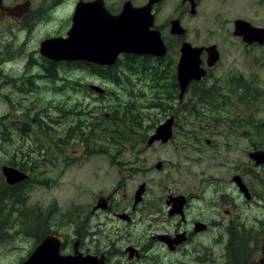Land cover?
<instances>
[{
  "label": "rangeland",
  "instance_id": "obj_1",
  "mask_svg": "<svg viewBox=\"0 0 264 264\" xmlns=\"http://www.w3.org/2000/svg\"><path fill=\"white\" fill-rule=\"evenodd\" d=\"M24 1L26 0H4V4L12 6L15 3H24ZM28 1L32 2V8H38L46 2L52 4L55 0ZM125 1H131L137 7H142L147 3V0H105V4L117 13ZM199 1L200 6L196 16L188 14L184 17L183 25L188 30L187 37L194 45L208 43L219 47L221 61L215 69L217 77L228 79L235 77L236 82L243 77L246 82L254 85L255 97L252 99L245 90H238L239 105L234 103L232 108L236 110L235 115L245 116L247 124L250 122L246 120L251 119V126L240 124L239 135L228 137V128L218 124V127L214 128L215 124L206 120L207 117L200 105H197L201 108L199 114L190 113V101L197 97L200 98L199 93H195L187 99V110L184 114L175 116V134L172 141L165 145L155 144L152 147H148L146 143L137 144L138 141L149 139L153 128L169 118L168 115H172L169 109L141 108L144 114L148 115L150 112L149 119L143 122L147 133L137 130L134 141L126 144L124 150L120 151L117 146L110 145L111 142L105 140L108 132L103 129V126H108L107 115L111 114L109 108L120 104L113 99V92L120 95L119 99H123L122 104L137 101L138 105L147 107L152 97L158 93L152 88V78L149 76L136 77L130 87L126 83L118 85L106 79L102 81L79 71L69 73L61 70L59 73L62 78H73L75 83L81 82L82 86H77L76 90L69 92L70 85L56 87L57 83H52L49 86L51 89L49 92L44 88L29 92L28 86L23 88L22 93L17 87L21 81H16L15 84H5L1 79L4 77L3 73H0L2 75V77L0 75V95L2 96L0 99V166L14 163L19 165H15L18 169H21V164H28L27 167L33 168L32 174L29 175L31 182L23 186V192L20 193L19 198L15 199L16 194L11 198L8 197L10 201L6 209L2 211L5 215L10 214L11 216L9 220L7 217L4 219L8 229H4L3 234L8 235L0 242V264H20L21 259L26 258L34 248L35 237L29 235L32 234V230H35L37 226L40 229L46 227L47 222H49L48 229L53 226H58L59 229L70 226L72 215L85 212L84 208L93 202V198L102 188L111 185L115 188L120 183L123 184L122 175L127 174L126 169H135L138 172V174L132 172L134 176L127 181L130 187L125 193L128 196L127 207L133 204L134 195L131 188L137 191L142 182H147L149 185V193L138 208L140 213H136L134 219L147 218L146 216L150 215L147 210L141 211L144 203L149 207L150 204L157 202V197L162 193L165 196L164 200L171 192H194L198 191L199 183L204 185L209 183L207 192L210 194L213 191L215 200L228 195L238 203L247 204L244 212L236 209L233 214L238 221L248 227L250 236L246 243L249 245V257L256 256V259L264 257V165L256 166L249 155L253 150H264V47L248 46L233 35L235 20L243 19L264 28V0ZM179 5H181V0H162L157 9L158 23L164 24L169 18H177L183 14L182 9L178 11ZM68 12L69 8H66L64 13ZM8 24L9 22L4 17L0 18V53L4 49V43L8 41L13 43L15 38L18 40L11 47L13 51H10V60L6 59L8 63L2 67L8 75L15 78L22 75L20 73L26 68L24 58L19 55L20 43L23 42L25 33L19 32L18 27H11ZM54 26V24L40 25L35 29L33 38L28 42L30 51L39 50L41 40L48 32L57 28ZM174 57L175 54H172L170 58L174 60ZM89 84L103 86L108 93L107 96L101 98L100 95L87 91ZM135 93H141L142 98L130 100L129 96ZM4 95L11 100L13 107L20 101L25 102L24 105L27 106L24 111H18L16 117L12 118V127H9V136H6V141L2 119V115L7 111ZM56 96L59 100L57 105H52L46 100L41 101L44 97L52 99ZM70 96L71 99L68 100ZM187 96L185 97L188 98ZM24 98L30 99L24 100ZM34 98L38 100L37 103H35L37 100H31ZM80 104L91 116L86 114L76 116L75 113ZM49 107H51L50 110H48ZM42 108L44 109L42 116L45 119H43L41 129H37L30 119L31 115L41 112ZM72 108H75L74 113H71ZM208 111L211 109L209 108ZM213 111L217 112V109ZM239 116L234 118L237 119ZM150 119L155 123L149 121ZM241 121L244 120L241 119ZM70 122L74 124L72 130L75 131L73 133L75 139H70L68 143H59L60 138H63V132L72 131L67 126ZM90 123H97L99 128L89 131L87 125ZM149 126H152V129L151 127L148 129ZM21 129L25 130L24 134L20 133ZM91 132L94 135L90 136ZM222 133L227 137H224ZM144 135L145 139H143ZM82 137L84 139L89 137L93 147H101L105 151L87 153ZM39 143L44 146L42 155L35 149ZM114 155L117 159L115 161L123 166H120L119 170L116 165L111 166L110 178L101 172L104 171L103 167L107 166V163L109 165ZM162 162L166 166L164 173H169L168 176L159 174L154 168ZM236 175L240 176L248 186L252 200L247 199L246 201L243 198V194L234 182ZM100 182L102 183L98 184ZM121 192L117 194V202H121L124 196ZM259 200L262 201L260 205L257 204ZM218 203L221 209L219 208L220 210L216 213L222 216L218 215L217 219L229 218L226 213V216L224 215L225 208L221 207L222 203L220 201ZM152 206L161 208L163 216L157 215V218L164 220L167 213L166 205L152 204ZM192 209L193 212L190 213L192 216L200 214L196 206H192ZM0 221L3 222V219L1 218ZM140 229L141 225H138L136 230L140 231ZM238 245L243 246V243H238ZM218 250L220 254H223L220 248ZM262 261L264 264V258ZM218 263L226 264L224 259H220Z\"/></svg>",
  "mask_w": 264,
  "mask_h": 264
},
{
  "label": "flooded vegetation",
  "instance_id": "obj_2",
  "mask_svg": "<svg viewBox=\"0 0 264 264\" xmlns=\"http://www.w3.org/2000/svg\"><path fill=\"white\" fill-rule=\"evenodd\" d=\"M80 1L81 0H55L52 4H47L46 2L38 8H32V2L30 1L31 5L28 12L21 17L9 15L5 8H12L17 5L24 4L23 2L15 3L12 6H6L4 4V0L2 1V3H0V18L4 17L5 20L9 22V26L18 27L17 29L19 30V32L25 33L24 40L20 43L19 47V55L24 58L26 67L25 70L20 73L22 75L14 78V76H11L10 74L8 75L6 73V70L2 68L8 63L6 59L10 58V51H13L11 47L13 46V44L17 43L18 40L15 38L14 40L12 39L14 41L13 43L11 41L4 43V49L0 53V73H3L4 77L1 79L4 80L5 84H15L16 81H21L20 85H18L17 87L23 93V88H26L28 86L29 88L27 90L29 92H33V90H39L42 88H44L45 90L47 89V92H49L51 91V89H49V86L52 83H57L56 87L70 85L71 89H69V92H71V90H76L75 88L77 86H82V84L81 82L75 83L73 78H62L61 73H58L61 70L69 73L79 71L80 73H85L88 75H92L95 78H99L102 81H104V79L110 82L112 81L113 84H117V82H119L120 84V82L126 81L128 79H132L134 81L136 77L139 76V71L142 73L150 71L156 74V77L159 76L161 79H163L164 85L162 86L164 87L163 90L166 91V93H170L171 90H174V95L177 97V106L181 107L182 109L184 107H187V99L191 98V94L199 93L200 98L198 97L199 100L197 99V103L200 105V107L203 108L204 115L207 117L206 120H209L211 124H215V126H213L214 128L217 126V124L219 126L221 125L227 127L229 131L228 137L232 138L235 134L239 135L240 124L251 126V119L246 120L250 122L249 124H247L245 122V116L243 117L235 115L234 113L236 112V110H232V108L234 106V103H237L239 105V94H237L238 90H245L247 92L246 94H248L252 99L255 97L256 93L253 92L254 85L249 82L239 83L238 80H240L241 78L236 82L235 77H230V79L220 78L219 76L217 77L215 69L220 63L221 59L218 61V64L216 66L212 68L208 67L207 49L203 51L200 57L203 61L202 69H204L206 75L198 81L194 80L190 82V85L183 95V99L181 100L179 97L180 85L178 84L177 68L180 62L182 54L181 48L183 47V45L187 43L191 46V48H206L210 46H216L214 44L208 43H205V45H194L191 41H189V38L187 37L188 30L184 27L183 20L184 17L188 14L195 16L197 14L191 13L192 2L190 1L181 0V5H179L178 11L182 9L181 13L183 14H180L177 18H169L164 24L158 23L159 14L157 13V9L161 2L155 4L153 8L152 13L155 15L154 26L155 29L159 30L161 38H163L164 45L167 50V55L165 57H157L153 55L141 56L136 53H122V55L118 57V60L115 64L108 66L99 65L88 61H55L41 55L40 49L42 42L55 38L67 37L68 31H70L69 29H71V27L73 26V16L77 7L76 4H78ZM83 1L89 2L94 0ZM195 1L197 12L200 6V1ZM66 8H69V12L67 14L64 13ZM122 8H120V10L115 13L112 11L111 7H107V9L113 15L119 14ZM173 20H178L180 22V25H182V27L185 29L184 34L176 35L172 33L171 23ZM48 24H54V27L57 28L52 29V31L48 32V34L41 40L40 48L38 51L37 49H33L32 51H30L28 42H30L33 38L32 36L35 29H37V27L40 25L46 26ZM237 39L242 40V38L239 37H237ZM253 45L260 46L256 43H254ZM172 54H175L174 60L170 58ZM139 59H148V66H138L140 64L138 61ZM64 72L62 74H64ZM108 74H110V76H108ZM68 78L70 80H68ZM242 79L244 78L242 77ZM93 86L101 88L103 92L99 93L94 89H91ZM87 91L94 92L96 95H100L101 98H105V96H107L108 94L103 86H98L97 84H89L87 87ZM114 96L115 97L113 99L120 98L119 94H114ZM141 96V93H135L131 94L129 97L135 99ZM185 96H187L188 98H186ZM0 99H2L1 95ZM25 99L27 98H24V100ZM29 99L30 98H28L27 100ZM70 99L71 96L68 98V100ZM31 100L37 99L34 98ZM45 100L49 101L52 105H57V103H59L57 96L53 97L52 99L44 97L41 101ZM195 100L192 99L190 103L194 102ZM5 102V104H7V111L2 115V119L4 120L3 129L5 131V134H7L5 135L4 140H6V136H9V127H12V118L16 117L18 111H24L27 107L24 105L25 102L22 101L17 102L18 105L14 104L13 107L11 100L7 96ZM37 102L38 100L35 101V103ZM134 103H137V101H135ZM82 104H80L79 109L76 110V116H80L83 114L91 116L90 113H87L84 110ZM124 104L126 105V103ZM119 106L121 105L119 104ZM209 108L211 109V111H208ZM50 109L51 107H49L48 110ZM215 109H217V112L213 111ZM52 110L55 111V109ZM43 112L44 109L42 108V111L38 112V114L31 115L30 121L37 127V129H41L43 119H45L42 116ZM74 112L75 108H72L71 113ZM54 116L56 117L57 115ZM168 116L170 117L172 115ZM236 116L239 117L236 119L234 118ZM241 119L244 121H241ZM96 124L97 123H90L87 126L97 127ZM67 126L69 127V130H72L74 124L70 122V124H68ZM159 126L160 125H158L157 127ZM156 128H153V132ZM24 132V129L20 130V133L24 134ZM74 132L75 131L63 132V138H60L59 143L64 144L68 143L70 139H75L73 137ZM222 135L224 137H227L224 133H222ZM82 140L85 143L84 149H86L87 153L95 151L101 153L105 151L101 147H93L89 137H87L86 139L83 138ZM147 142L148 139L144 141H138L137 144L146 143L145 145H147ZM209 142L210 140L208 141V144ZM155 144L165 145L160 142H155L153 145ZM153 145H150V147H152ZM35 149L42 155L44 146L39 143L35 146ZM115 159L116 155H114V157H111L112 161H109V165L107 163V166L103 167L104 171H102L101 173L111 178V166L116 165V167H118V170L120 169V166H123L118 161H115ZM12 164L7 163L6 165L0 166L1 170L6 166L18 169L17 166L19 165ZM21 165V169H18V171L20 170L25 173L28 176L27 180L31 181L29 175L32 174L31 172L33 168L27 167L28 164ZM150 168L152 169V171H154L152 166H150ZM154 168L161 175H169V173H164L166 166L163 162L160 170L156 168V165L154 166ZM125 171L127 172V174L122 175V182L124 181L123 184L120 183L115 188H113V185L102 188L93 198V202L86 208H84L85 212H77L76 214L74 213L72 215V219L70 220L72 222L70 226H67L63 229H59L58 226H53V228H49L48 231H45L44 227L40 229L39 226H37L35 230H32V234L29 235H34L35 244L33 246L34 248L31 251L33 252L36 246L40 245L45 238H47L48 236H53L57 240H61L59 244V251L63 257L69 256L73 259L78 257H91L92 259H94L93 264H219L218 262L220 259H224L226 264L263 263V256L257 259L255 258L256 256L249 257V245L246 243L250 236L248 234V227L243 222L238 221L237 217H235V214H233V211L236 209L244 212L247 204L238 203L235 199H231V197L228 195H223V197H219L217 200H215L213 191H211L210 194L207 192V185L209 183H206L205 185L199 183L198 191H187V193H182L180 191L172 193L170 191L171 194L167 195V199L164 198V200V193L161 192L162 194L157 197V202L152 204L166 205L167 218L164 217V220L162 218H157V215L163 214V211L160 207L155 208L152 206V204H150L148 207L145 203L144 208L141 211L143 212L144 209H146L150 215H147V218L142 217V219L136 220L134 219V216L139 212L138 208H140V205L143 204L145 196L147 195V193H149V185L147 182L141 183L145 184L146 188L145 192L143 193L142 199L137 204H135V193L137 191L135 190V188H131L133 189L132 193L134 196L133 204L130 206V209V207L126 206L128 196L125 195V193L130 188L127 181L134 176L132 172H135L136 174H138V172L135 169H126ZM119 173L122 174L125 172ZM101 176L102 178H105L103 175ZM101 183L102 182L98 184ZM120 191H122L121 193L124 194V196L121 198V202H117V194ZM239 191L240 193H242L241 190ZM243 196V198H245L246 200L244 194ZM177 199L179 201L182 200L181 203H179L180 206L183 205L182 207L174 205L176 204ZM129 200L131 201V199ZM219 201L222 203L221 207L225 208L224 215L226 213L229 218L224 217L217 219L219 214H217L216 211H219L221 209L218 203ZM261 203L262 201H257V204L260 205ZM192 206H196L198 208L200 212L199 215L197 214L192 216L190 214L193 212ZM150 216H152V218ZM219 216L221 217L222 215ZM138 225H141L140 231L136 230ZM2 240L3 239L0 238V242ZM241 242L243 243V246L238 245V243ZM219 248L221 249V251H223V254H220V251L218 250ZM32 252L26 258H22L20 264H24L28 260L27 258L30 257Z\"/></svg>",
  "mask_w": 264,
  "mask_h": 264
},
{
  "label": "water",
  "instance_id": "obj_3",
  "mask_svg": "<svg viewBox=\"0 0 264 264\" xmlns=\"http://www.w3.org/2000/svg\"><path fill=\"white\" fill-rule=\"evenodd\" d=\"M3 0H0L2 3ZM162 0H148L142 7L135 6L131 1L124 2L123 8L118 15H113L107 9L105 0L83 1L76 7L73 18V26L67 33L66 38L50 39L41 44V55L55 61H88L99 65H113L117 62L122 53H136L141 56L153 55L165 57L167 50L158 29H155V15L152 13L155 4ZM192 2L191 13L196 14V1ZM30 1L12 8H5L9 15L21 17L28 12ZM234 35L242 38L247 45L254 43L264 46V28L254 26L245 20H236ZM172 33L181 35L185 29L178 20H173ZM180 62L177 68L178 84L180 85V99L186 92L189 83L200 80L206 75L202 69L203 61L201 54L205 49L208 52V67H214L220 60L218 47L210 46L206 48H191L187 43L183 45ZM91 89L102 93L103 90L96 86ZM174 116L168 118L150 136L147 146L155 142L166 144L173 139ZM250 158L255 165L264 164V151L251 152ZM162 163L156 165L161 169ZM2 176L8 185H16L27 180L28 176L22 171L13 167H3ZM239 190L246 199L252 198L250 191L243 179L234 176ZM145 184H141L135 193V204L140 202L145 192ZM182 200H176L179 205ZM181 205L180 207H182ZM61 240L53 236H48L44 241L36 246L28 260L24 264H93L91 257L70 258L63 257L59 251Z\"/></svg>",
  "mask_w": 264,
  "mask_h": 264
},
{
  "label": "trees",
  "instance_id": "obj_4",
  "mask_svg": "<svg viewBox=\"0 0 264 264\" xmlns=\"http://www.w3.org/2000/svg\"><path fill=\"white\" fill-rule=\"evenodd\" d=\"M139 65L138 66H142L144 65L145 67L148 66L149 62L148 59H139ZM108 76H110V74H108ZM139 76H149L152 82V88L157 90L158 93L154 95V97H152V101L148 104L147 107L144 106H140L138 105V103H134L133 101L131 102H126V105L121 104L123 103V99H115L116 102H120V105L122 106H112L110 107V112L111 114L107 115V124L108 126H103L104 131L108 132V135H106L105 140L107 142H111L109 144H114L115 146H117L120 151L124 150V147L126 144H131L132 141H134V136L137 133V130H143L147 133V130L143 127V122L147 121L149 119V113L144 114L141 112V108H150V109H163V110H167L169 109V111H172V114L175 116H179L180 114H184L185 110H187V107H184L183 109L179 106H177V100H176V96L174 95V90H171L170 93H166V91H164V87L162 85H164V81L163 79H161L159 76L156 77V74H154L153 72L150 71H146L145 73H142L139 71ZM132 79H128L126 81L123 82H117V84L121 85L123 83L128 84L130 87H132L133 83H132ZM239 83L242 82H246L244 79L238 80ZM113 94H116L113 92ZM142 98V97H141ZM197 99L196 98L195 102L190 103V113H197L199 114V109H201L198 103H197ZM130 100H133L132 98H130ZM129 101V100H128ZM151 122H153L151 119L149 120ZM155 122H153L154 124ZM152 126H149L148 129ZM99 127L96 126H89V131H93V129H96ZM145 133V134H146ZM94 135L93 132L90 133V136ZM147 136V134H146ZM145 135L144 138L145 139ZM2 174L0 173V220L1 218L3 219V222L0 221V238L5 239L7 237L8 234H3L5 232L4 229H8L7 228V224L6 223V217L9 220L10 219V214L5 215L4 211L7 207V203L10 201L8 197H12L16 194L15 199L20 197V193L23 192V186L25 184H27L28 182H31L30 180H26L21 184L18 185H13L10 186L8 185L6 182L3 181V176H1ZM17 197V198H16ZM8 198V199H7ZM14 198V197H13ZM12 198V199H13ZM5 216V217H2ZM4 225H3V224ZM3 225V226H2ZM44 230L48 231V226H49V222L45 223ZM37 231V230H36ZM7 232V231H6ZM38 234V232H37ZM39 238V237H37Z\"/></svg>",
  "mask_w": 264,
  "mask_h": 264
},
{
  "label": "bare ground",
  "instance_id": "obj_5",
  "mask_svg": "<svg viewBox=\"0 0 264 264\" xmlns=\"http://www.w3.org/2000/svg\"><path fill=\"white\" fill-rule=\"evenodd\" d=\"M59 73V72H58ZM60 80V79H59ZM66 84V83H65ZM45 85V84H44ZM83 88V87H82ZM49 90V89H48ZM67 95V94H66ZM6 96V95H4ZM114 96V95H113ZM115 97V96H114ZM122 100V99H121ZM120 103V102H119ZM20 105V104H19ZM24 106V105H23ZM103 106V105H102ZM105 109V108H104ZM110 109V108H109ZM15 110V109H14ZM63 111V110H62ZM38 114V113H37ZM78 115V114H77ZM48 116V115H47ZM51 117V116H50ZM75 119V118H74ZM89 119V118H88ZM2 121V120H1ZM87 121V120H86ZM6 124V123H5ZM77 126V125H76ZM45 129V128H44ZM82 129V128H81ZM80 130V129H79ZM69 131V130H68ZM73 131V130H72ZM49 133V132H48ZM7 134V133H6ZM5 134V135H6ZM6 141V140H5ZM7 143V142H6ZM15 144V143H14ZM5 148V147H4ZM29 213V212H28ZM19 220V219H18ZM239 239V238H238Z\"/></svg>",
  "mask_w": 264,
  "mask_h": 264
}]
</instances>
